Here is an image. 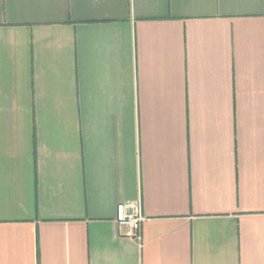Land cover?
Wrapping results in <instances>:
<instances>
[{
    "label": "crops",
    "instance_id": "0c3cea01",
    "mask_svg": "<svg viewBox=\"0 0 264 264\" xmlns=\"http://www.w3.org/2000/svg\"><path fill=\"white\" fill-rule=\"evenodd\" d=\"M0 264H264V0H0Z\"/></svg>",
    "mask_w": 264,
    "mask_h": 264
},
{
    "label": "built area",
    "instance_id": "2783aa9c",
    "mask_svg": "<svg viewBox=\"0 0 264 264\" xmlns=\"http://www.w3.org/2000/svg\"><path fill=\"white\" fill-rule=\"evenodd\" d=\"M144 219L141 200L121 202L117 205L116 222L123 235L141 237Z\"/></svg>",
    "mask_w": 264,
    "mask_h": 264
}]
</instances>
